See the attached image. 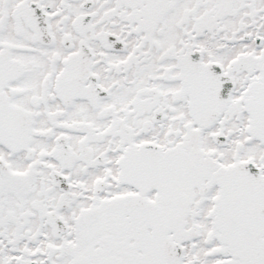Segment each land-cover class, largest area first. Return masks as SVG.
Wrapping results in <instances>:
<instances>
[{"label":"snow or ice","instance_id":"6c2138e0","mask_svg":"<svg viewBox=\"0 0 264 264\" xmlns=\"http://www.w3.org/2000/svg\"><path fill=\"white\" fill-rule=\"evenodd\" d=\"M0 264H264V0H0Z\"/></svg>","mask_w":264,"mask_h":264}]
</instances>
